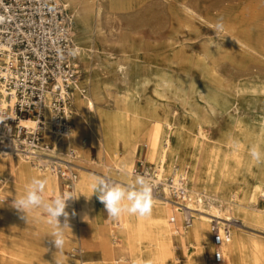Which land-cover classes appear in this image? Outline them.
<instances>
[{
    "label": "rangeland",
    "instance_id": "rangeland-1",
    "mask_svg": "<svg viewBox=\"0 0 264 264\" xmlns=\"http://www.w3.org/2000/svg\"><path fill=\"white\" fill-rule=\"evenodd\" d=\"M61 1L71 18V36L79 49V68L83 77L85 74L89 77V80L82 78L84 81L80 86H87L86 97H89L92 82L103 88L97 109L110 110L112 97L123 93L127 103L141 109L151 108L157 121L164 112L179 113L181 125L191 130L185 135L197 140L193 133L195 122L187 114L188 108L195 104L201 108L208 102L220 119L216 123L232 139L229 145L222 144L217 141L215 128L203 127L212 138L209 167L219 168L223 160L232 161L237 156L246 160L250 158L254 136L264 131V0H93L95 6L98 4L101 8L98 18L94 15L91 18L88 13L77 14V5L72 0ZM85 1L92 3V0H82ZM185 7L195 15H190ZM221 19L225 27L252 45V50L222 45L225 51L222 55L209 52L208 43L214 35L206 27V22L216 23ZM180 23L196 27L179 30ZM78 25L85 28L82 31L86 37L81 43L75 36ZM142 136L136 131L135 161L140 155H146L147 144ZM171 143L175 145L174 138ZM85 146L72 162L88 172L84 173L88 180L104 174L122 177V174L116 176L112 169H105L106 162L100 148L91 147L88 141ZM120 150H123L121 146ZM261 150L264 153V146ZM10 161L14 165L16 158H10ZM169 165V161L164 164L165 175L170 172ZM186 170L190 190L211 193L210 182L205 179L198 183L192 179V167L187 166ZM58 183L60 195L66 188L60 179ZM152 195L154 200H162L163 196ZM96 199L103 222L109 223L104 206L97 196ZM169 200L174 202L170 196ZM208 202L213 207L218 204L206 199L205 209H208ZM186 205L198 214L192 201ZM224 213L230 214L231 211L227 209ZM11 214L12 218L0 219V264H81V259L98 258L97 255L81 258V242L92 240L91 228L87 224L68 219L69 228L63 229L64 248L56 250L50 240L53 225L47 222L42 209L28 213L27 220L16 209ZM59 219L63 224L64 218ZM222 222L224 225L230 221L224 219ZM231 229L236 230L235 237L245 246L247 262L244 264H264V258L259 257V252L264 251V230L240 225ZM114 245L116 258H130L126 244ZM207 254L209 263L214 264L212 253L208 251Z\"/></svg>",
    "mask_w": 264,
    "mask_h": 264
},
{
    "label": "bare ground",
    "instance_id": "bare-ground-1",
    "mask_svg": "<svg viewBox=\"0 0 264 264\" xmlns=\"http://www.w3.org/2000/svg\"><path fill=\"white\" fill-rule=\"evenodd\" d=\"M72 2L77 5L75 10L77 14L88 13L91 18L93 15L97 18L100 16L101 8L98 4L95 6L93 0L92 3L82 2V0H72ZM185 10L190 15H195L187 7ZM197 22L200 23L199 20ZM214 25L213 22H206V27L214 35L208 43L207 50L209 52L222 55L225 52L221 48L222 45L252 50V45L241 40L227 27H224L223 32H214ZM190 27L196 26L185 23L178 25L179 30L190 29ZM78 28L75 36L81 43L86 37L82 31L85 28L81 25H78ZM78 55L77 47V61ZM82 78L89 80L87 74L82 76L80 69V76L72 91V125L69 134L55 136L54 146L51 150L36 154L54 158L61 164L68 160L72 162L73 158L80 156V151L85 149L86 141H88L91 147L96 146L102 150L106 168L112 169L116 176L122 174L121 178H114L109 174L94 176H103L113 179L114 182L127 185L134 183L136 176L139 175L133 173V163L138 148V142L134 136L136 131H139L147 144L146 161H151L160 170L161 175L168 176L176 172H183L188 187L186 167L191 166L193 169L192 179L198 183L206 179L212 184V188L210 194L196 192L188 188L192 195L191 201L196 205L199 214L196 215L190 210L192 222L188 227L182 226V211L177 204L169 200V195L165 194V196H161L162 200L153 199L154 206L151 216L139 217L124 214L115 220L116 231H113L110 222H103L96 195L91 193V179L88 180L84 175L87 171L75 166L77 175L71 190L62 191V194L69 193L79 196L78 199H70L67 202L68 219L77 223L83 222L91 228L92 240L86 243L79 240L81 242V258L89 255L98 256L96 259H81V264H103L104 261L109 264H210L207 253L208 251L212 254L215 252V247L210 240L213 221L222 226V220L225 219L236 222L235 224L226 223L230 224V227L240 225L245 228L264 230V162L258 163L251 155L248 160L237 156L232 161L223 160V165L219 168L209 167L208 157L212 138L204 132L203 127L215 128L218 131L217 141L222 144L229 145L232 139L225 132L223 133V129L216 123L220 119L215 109L208 106V102H205V106L201 108L197 104L188 108L187 114L195 122L196 130L193 133L198 138L196 140L185 135L191 130L190 127L186 128L185 125H181L179 113L164 112L161 119L157 121L151 108L141 109L132 103H127L123 93H117L112 97L113 102L110 110L97 109L96 105L102 100L103 88L97 82H92L89 97H86L87 86H80L84 81ZM82 89L85 90L83 95H81ZM179 99L184 101L183 98ZM0 100L3 102L2 98ZM173 138L175 139L174 146L171 143ZM253 146L263 152L261 149L264 146V131L260 135L254 136ZM70 150L75 154L72 157L69 156ZM39 155L25 156L19 152L0 153V176L3 177L0 189L7 181L4 189L7 199L0 196L1 220L12 218L11 213L15 209L12 207L13 201L24 194L27 185L34 178L47 181L44 190L46 200L59 195V178L48 167L40 166L39 162L42 156ZM10 158H16L14 165ZM167 161L170 164L168 166L170 172L165 175L163 168ZM191 162L192 165H190ZM197 162L199 169L196 170ZM173 163L174 166H172ZM11 175H14V178ZM199 186L196 185L197 189ZM206 199L213 200L218 204L213 207L208 202V209H205L204 201ZM227 209L231 211L230 214L224 213ZM172 216L175 219L174 223L170 222ZM235 234L236 230L231 229V239L219 247L224 258L223 264H244L245 261L247 262L245 246L238 237H235ZM144 241L145 244H143ZM114 243L128 246L130 255L128 260L122 256L115 257ZM260 256L264 258V251L259 252Z\"/></svg>",
    "mask_w": 264,
    "mask_h": 264
},
{
    "label": "built area",
    "instance_id": "built-area-1",
    "mask_svg": "<svg viewBox=\"0 0 264 264\" xmlns=\"http://www.w3.org/2000/svg\"><path fill=\"white\" fill-rule=\"evenodd\" d=\"M76 57L71 18L61 0H0V153L39 155L53 148L55 136L69 134L72 91L80 76ZM74 155L70 150L69 156ZM39 156L40 166L48 167L71 190L77 175L73 162L61 164ZM133 173L151 182L152 194L172 198L182 211L183 227L191 224L186 203L192 195L183 172L161 175L154 164L139 156ZM106 216L116 231L115 220ZM170 222H175L173 216ZM211 231L214 260L223 264L219 247L231 239L230 224L213 221Z\"/></svg>",
    "mask_w": 264,
    "mask_h": 264
},
{
    "label": "clouds",
    "instance_id": "clouds-1",
    "mask_svg": "<svg viewBox=\"0 0 264 264\" xmlns=\"http://www.w3.org/2000/svg\"><path fill=\"white\" fill-rule=\"evenodd\" d=\"M223 20H218L214 25V32L224 31ZM251 157L258 163L264 162V153L258 147L250 149ZM47 181L44 179H32L27 185L23 195L19 196L12 203L22 218H28V213L35 209H42L46 215L47 222L53 225L54 231L51 233V243L56 250H62L65 245V234L63 229L69 228L66 211L67 202L70 199H78L69 193H63L55 198L46 200L44 190ZM92 195H96L98 200L104 205L108 217L117 220L124 214L137 215L139 217L151 216L154 200L152 195L151 182L144 176L138 175L134 183L121 184L114 182L103 176H93L90 183ZM91 195V196H92ZM74 214V213H73ZM60 217H64L61 224Z\"/></svg>",
    "mask_w": 264,
    "mask_h": 264
},
{
    "label": "crops",
    "instance_id": "crops-1",
    "mask_svg": "<svg viewBox=\"0 0 264 264\" xmlns=\"http://www.w3.org/2000/svg\"><path fill=\"white\" fill-rule=\"evenodd\" d=\"M78 62V61H77ZM140 152L142 153V150H140ZM140 156H142V155H140ZM145 159H146V155L145 156H143ZM135 162V161H134ZM134 164V163H133ZM106 170H109L108 168H105ZM103 174V173H102ZM13 175H11V177H12ZM1 177V176H0ZM1 178H3V177H1ZM5 180V179H4ZM7 184V181H5V184L3 185V187L0 189V196L1 197H3V198H5V199H7V197H6V194H5V185ZM103 207V206H102ZM103 209H104V207H103ZM105 210V209H104ZM210 240H211V244H213L212 243V233L210 232ZM212 261H213V263L214 264H217L216 262H215V260H214V253L212 254Z\"/></svg>",
    "mask_w": 264,
    "mask_h": 264
}]
</instances>
